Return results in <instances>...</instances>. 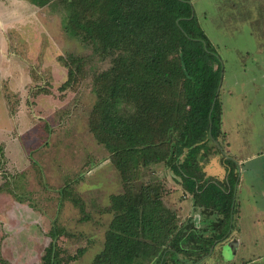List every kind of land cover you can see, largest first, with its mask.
I'll use <instances>...</instances> for the list:
<instances>
[{
    "label": "rangeland",
    "instance_id": "obj_1",
    "mask_svg": "<svg viewBox=\"0 0 264 264\" xmlns=\"http://www.w3.org/2000/svg\"><path fill=\"white\" fill-rule=\"evenodd\" d=\"M191 3L225 64L220 143L240 177L234 232L198 264H264V0ZM67 24V6L0 0V264H43L53 230L57 264H92L114 217L112 198L125 191L112 154L91 129L94 81L113 57L69 34ZM70 58L80 67L72 79ZM220 159L205 166L208 175L227 177ZM176 178L163 163L139 168L133 179L162 184L179 223L192 215L205 228L214 218L206 223L192 196L174 190ZM176 257L162 264H189Z\"/></svg>",
    "mask_w": 264,
    "mask_h": 264
},
{
    "label": "trees",
    "instance_id": "obj_2",
    "mask_svg": "<svg viewBox=\"0 0 264 264\" xmlns=\"http://www.w3.org/2000/svg\"><path fill=\"white\" fill-rule=\"evenodd\" d=\"M27 1L67 6V32L113 57L112 67L94 81L91 129L112 154L125 191L112 198L114 217L92 264H162L173 254L198 264L209 257L234 232L240 177L237 160L220 143L226 136L218 94L225 64L191 0ZM75 64L66 62L71 79L80 71ZM68 85L70 80L63 87ZM216 155L228 184L204 170ZM5 159L0 145V170ZM163 163L205 222L214 218L205 228L193 219L179 223L164 202L162 184L134 183L139 168ZM58 236L53 230L43 264H57Z\"/></svg>",
    "mask_w": 264,
    "mask_h": 264
},
{
    "label": "crops",
    "instance_id": "obj_3",
    "mask_svg": "<svg viewBox=\"0 0 264 264\" xmlns=\"http://www.w3.org/2000/svg\"><path fill=\"white\" fill-rule=\"evenodd\" d=\"M221 160V159H220ZM205 172H206V168H205ZM206 174H207V176H211V175H208V173L206 172ZM211 177H216V178H218V179H221V180H224L226 177H221V176H218V175H214V176H211ZM177 186H178V188H174V190H178V189H180V191H182L184 194H185V192H184V190H183V188L181 187V185H179V184H177ZM179 186H180V188H179ZM180 206H182V204L180 205ZM179 206V207H180ZM195 208V207H194ZM195 218L196 217H194V216H192L191 215V217H189L188 219H186L184 222H186V221H188L189 219H194L195 220ZM183 223V222H182ZM227 242V241H226ZM217 247V246H216Z\"/></svg>",
    "mask_w": 264,
    "mask_h": 264
},
{
    "label": "water",
    "instance_id": "obj_4",
    "mask_svg": "<svg viewBox=\"0 0 264 264\" xmlns=\"http://www.w3.org/2000/svg\"><path fill=\"white\" fill-rule=\"evenodd\" d=\"M220 88H221V84H220V87H219V90H218V94H219V92H220Z\"/></svg>",
    "mask_w": 264,
    "mask_h": 264
}]
</instances>
